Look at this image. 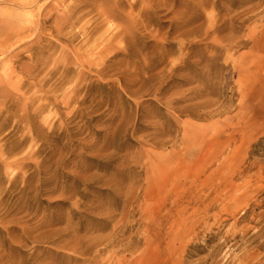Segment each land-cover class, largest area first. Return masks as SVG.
<instances>
[{"label": "rangeland", "instance_id": "1", "mask_svg": "<svg viewBox=\"0 0 264 264\" xmlns=\"http://www.w3.org/2000/svg\"><path fill=\"white\" fill-rule=\"evenodd\" d=\"M0 264H264V0H0Z\"/></svg>", "mask_w": 264, "mask_h": 264}]
</instances>
